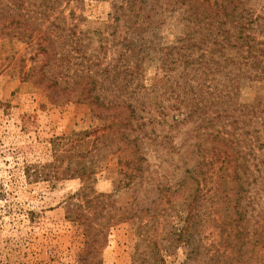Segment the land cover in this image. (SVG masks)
<instances>
[{
	"label": "trees",
	"instance_id": "trees-1",
	"mask_svg": "<svg viewBox=\"0 0 264 264\" xmlns=\"http://www.w3.org/2000/svg\"><path fill=\"white\" fill-rule=\"evenodd\" d=\"M64 2L0 0V38L34 44L40 55L29 68L31 82L54 102L86 101L95 116L107 120L99 137L114 136L117 172L120 179L134 181L131 187L147 168L144 147L153 149L150 144L156 143L162 148L172 138L170 131L194 123L196 148H185L180 156L187 163L184 172L168 187L160 185L181 191L185 215L173 240L194 244L199 264H264V181L259 178L264 172V100L240 98L245 80H264V24L253 0L113 1L104 23L107 37L99 40V60L72 71L65 45L76 26L67 19L73 10L68 17L59 10ZM150 69L154 74L147 77ZM75 146H70L66 168L56 163L52 171L45 166L26 170L25 176L81 180L70 195L77 202L66 204L65 218L92 248L94 241L103 245L106 239L101 216L106 203L92 186L98 164L90 148L81 151L88 155L81 162L72 158ZM54 157L61 159L58 153ZM94 200L99 202L96 221L89 216ZM144 213L148 218L155 214L149 206ZM204 224L211 227L208 235L202 232ZM137 227L136 264H166L157 235L142 232V224Z\"/></svg>",
	"mask_w": 264,
	"mask_h": 264
},
{
	"label": "rangeland",
	"instance_id": "rangeland-1",
	"mask_svg": "<svg viewBox=\"0 0 264 264\" xmlns=\"http://www.w3.org/2000/svg\"><path fill=\"white\" fill-rule=\"evenodd\" d=\"M113 1L118 0H67L59 7L66 17L73 10L67 19L75 24L76 34L65 45L71 71L99 60V40L107 37L104 23ZM253 6L264 24V0H253ZM39 57L34 44L0 38V264H136L138 224L143 225L142 232L157 235L166 264H199L194 244L185 246L180 241L179 245L173 240L185 215L179 203L181 191L160 189L161 182L168 187L184 172L187 163L180 156L185 148H196L192 145L196 132H191L195 124L188 121L178 132L170 131L172 138L162 148L156 143L150 144L153 149L144 147L147 168L131 187L134 181L120 179L117 172L114 136L99 137L107 130V120L95 116L88 102H54L44 88L31 82L29 68ZM146 74L152 76L153 69ZM240 98L264 100V80H245ZM75 144L73 159L86 161L88 155L82 152L87 147L97 161L92 186L106 203L101 213L106 239L103 245L94 241L92 248L65 218L66 204L77 202L70 195L81 180L62 177L53 181L47 173L37 179L25 176L26 170L32 173L45 166L52 171L56 163L58 169L66 168L70 146ZM55 153L60 154V161L55 160ZM231 164H226L228 171ZM259 178L264 181V172ZM233 192L229 191V207L234 204ZM93 204L94 213L89 216L96 221L99 202ZM146 206L155 212L152 218L144 213ZM210 230V225H203L204 234Z\"/></svg>",
	"mask_w": 264,
	"mask_h": 264
}]
</instances>
